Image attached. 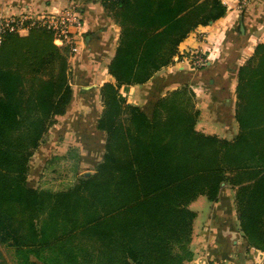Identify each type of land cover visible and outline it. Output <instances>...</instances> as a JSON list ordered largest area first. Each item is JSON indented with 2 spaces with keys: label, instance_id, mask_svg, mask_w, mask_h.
<instances>
[{
  "label": "trees",
  "instance_id": "1",
  "mask_svg": "<svg viewBox=\"0 0 264 264\" xmlns=\"http://www.w3.org/2000/svg\"><path fill=\"white\" fill-rule=\"evenodd\" d=\"M120 27L101 89L102 163L75 187L28 186L29 163L56 118L72 104L70 51L32 29L0 44V264L12 247L20 264H186L199 197L236 188L240 231L264 252V44L238 73L232 140L197 130L187 90L159 99L152 115L120 88L141 86L169 66L199 27L222 19L223 0H103ZM35 258V260H33Z\"/></svg>",
  "mask_w": 264,
  "mask_h": 264
},
{
  "label": "crops",
  "instance_id": "2",
  "mask_svg": "<svg viewBox=\"0 0 264 264\" xmlns=\"http://www.w3.org/2000/svg\"><path fill=\"white\" fill-rule=\"evenodd\" d=\"M223 2L228 9L226 15L198 31L206 34L203 41H199L197 35L193 34L181 44L183 49L201 47L208 52L214 50L219 59L216 57L211 65L199 72L180 66L179 73L168 82H173L174 88L189 83H194L195 86L207 85L210 91L208 97L202 94L196 102V108L200 112L197 130L206 135L231 139L238 133L236 106L239 70L254 56L256 48L264 44V0ZM72 5L82 18L84 30L79 42V51L71 58L70 63L79 65L85 72V78L96 76L94 80L103 79L107 82L112 78L108 73V65L116 51L120 27L108 15L103 0H0V17L57 14ZM28 34L29 32H24L20 35ZM100 65H104V72L93 73ZM79 73L77 76L81 77ZM160 74L157 73L144 85L131 87V98L139 92L131 102L149 105L150 111L153 103L163 96L162 91L166 90L168 85V82L163 85L165 82ZM164 76L167 77L165 74ZM80 98L81 89L78 94L73 90L69 111L56 118V124L49 129L37 150L50 146V141L45 143V139L49 138L52 143L58 141V135L63 130L61 123L70 112L82 118L88 116L85 110L83 113L74 110ZM234 198L233 190L223 188L216 202L199 197L191 204L190 208L197 213V217L193 224L190 245L193 257L186 264H264V252L252 248L240 231Z\"/></svg>",
  "mask_w": 264,
  "mask_h": 264
},
{
  "label": "rangeland",
  "instance_id": "3",
  "mask_svg": "<svg viewBox=\"0 0 264 264\" xmlns=\"http://www.w3.org/2000/svg\"><path fill=\"white\" fill-rule=\"evenodd\" d=\"M202 28L204 27H199L196 31L191 33L189 37L193 34H196L199 41H203L206 37V34L198 33V31H200ZM82 37L83 35H80L79 33L74 35L76 46L73 49H70L68 47L70 51V60L78 53L80 44L79 42ZM213 53L214 50L208 52L206 50H203V48L201 47L195 49L188 47L186 49H183L180 45L179 51L175 56L173 62L169 66L159 71L161 73L160 75L163 76L161 78L162 81L165 82H162L163 85H166V82H168L169 79L173 78L175 74L179 73L180 66L189 69V71L199 72L204 70L209 65H211L212 62H214L216 57V59H219V56L216 53ZM201 59L207 60L208 62H210V64L205 66L198 65L196 62L200 61ZM71 68L72 73L70 82L72 90L76 91V94H78L81 89V98L80 101H78V103L76 104L77 108L74 110H79L82 113L86 111L88 116H84L82 118L81 116L78 117L79 115L74 116L70 112V115L67 114V118L64 120V122L61 123V128H63V130L62 133L60 132V134L58 135V141H54L52 143V140H49V138L48 140L45 139V143L50 141V146L34 151V154L30 160L31 164L29 163L28 177L30 176V181L27 182L28 185H30L29 187L33 189L50 191L52 193H59L72 189L75 187L77 181L80 178H90L91 176H93L96 173L97 167L102 163L104 159L107 135L106 133L98 129V122L104 110L103 102L101 99V89L105 83L116 84V82L113 78L109 79L107 82H104L103 79L94 80L96 76L92 78H85V72L79 65H71ZM103 68L104 65H100L97 68L98 70H94L93 73L97 72V74H101L102 72H104ZM78 73L81 74V77L77 76ZM164 74L167 75V77L164 76ZM172 83L173 82H168V85L165 87L166 90L162 91L161 87L159 88L160 91L164 93L160 99L167 97L169 94L176 90H187L192 95L193 103L197 111H199V109L196 108L197 99H199L202 94L207 95L208 97V93H210L207 85L205 84L201 86H195L194 83H189V85L174 88L172 86ZM131 87L133 86L120 88V94L126 98L127 102L130 105L137 106L141 110L145 111L148 115H152L153 107L158 100L153 103L151 110L148 111L150 108L149 105H142V102L137 104L131 102L135 97L139 95V92L137 94L135 93V95L133 96L134 98H131ZM85 101L89 105L88 107L87 104H85ZM90 107L92 109V113ZM236 135L227 140L234 139ZM223 188H226L227 190H233L234 195H236V188L229 182L224 183L222 189ZM205 198L207 199V197ZM207 201L209 200L207 199ZM234 205L236 208L235 198ZM3 252L5 261L2 264H20V262L16 258L14 248L5 247L3 248ZM33 260H35V258H33Z\"/></svg>",
  "mask_w": 264,
  "mask_h": 264
},
{
  "label": "built area",
  "instance_id": "4",
  "mask_svg": "<svg viewBox=\"0 0 264 264\" xmlns=\"http://www.w3.org/2000/svg\"><path fill=\"white\" fill-rule=\"evenodd\" d=\"M32 29H43L53 33L55 44L59 47L75 48L74 35L82 34L84 23L75 6L68 7L57 14H44L36 17L21 15L19 17H0V44L8 34H22ZM198 65H209L205 59L196 62Z\"/></svg>",
  "mask_w": 264,
  "mask_h": 264
}]
</instances>
